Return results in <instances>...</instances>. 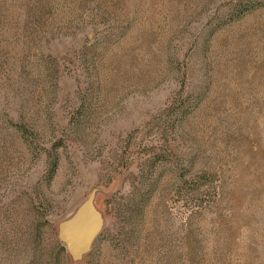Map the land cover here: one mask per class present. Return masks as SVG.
<instances>
[{"label":"rangeland","instance_id":"1","mask_svg":"<svg viewBox=\"0 0 264 264\" xmlns=\"http://www.w3.org/2000/svg\"><path fill=\"white\" fill-rule=\"evenodd\" d=\"M0 264H264V0H0Z\"/></svg>","mask_w":264,"mask_h":264},{"label":"water","instance_id":"2","mask_svg":"<svg viewBox=\"0 0 264 264\" xmlns=\"http://www.w3.org/2000/svg\"><path fill=\"white\" fill-rule=\"evenodd\" d=\"M96 189L57 224V239L73 262L80 261L90 250L103 226L101 213L94 205Z\"/></svg>","mask_w":264,"mask_h":264},{"label":"trees","instance_id":"3","mask_svg":"<svg viewBox=\"0 0 264 264\" xmlns=\"http://www.w3.org/2000/svg\"><path fill=\"white\" fill-rule=\"evenodd\" d=\"M235 11H243L241 10L242 8H245L246 10H249L251 8H253V4L252 3H247V4H242V3H237L235 5ZM55 168H56V162L54 161L53 163H50V162H47V166H46V169H45V176H47L48 178H52V176L54 175L55 173ZM63 247V245H62Z\"/></svg>","mask_w":264,"mask_h":264}]
</instances>
